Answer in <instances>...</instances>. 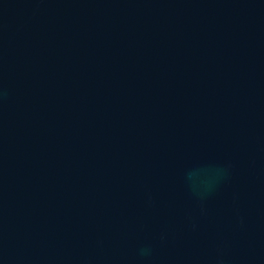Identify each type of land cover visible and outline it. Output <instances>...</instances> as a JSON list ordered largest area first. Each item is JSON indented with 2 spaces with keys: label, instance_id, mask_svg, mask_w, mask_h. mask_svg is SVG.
<instances>
[{
  "label": "water",
  "instance_id": "water-1",
  "mask_svg": "<svg viewBox=\"0 0 264 264\" xmlns=\"http://www.w3.org/2000/svg\"><path fill=\"white\" fill-rule=\"evenodd\" d=\"M0 264H264V0H0Z\"/></svg>",
  "mask_w": 264,
  "mask_h": 264
}]
</instances>
